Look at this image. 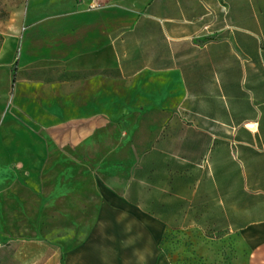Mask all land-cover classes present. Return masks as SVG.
<instances>
[{
    "label": "crops",
    "instance_id": "1",
    "mask_svg": "<svg viewBox=\"0 0 264 264\" xmlns=\"http://www.w3.org/2000/svg\"><path fill=\"white\" fill-rule=\"evenodd\" d=\"M10 15L0 148L40 150L0 155V264H160L164 229H226L264 264V0ZM55 212L85 229L71 246Z\"/></svg>",
    "mask_w": 264,
    "mask_h": 264
},
{
    "label": "rangeland",
    "instance_id": "2",
    "mask_svg": "<svg viewBox=\"0 0 264 264\" xmlns=\"http://www.w3.org/2000/svg\"><path fill=\"white\" fill-rule=\"evenodd\" d=\"M27 2L28 0H0V29L12 23L15 15L10 14L15 11H23L27 6ZM1 39L0 32V42ZM14 71V69H11L12 74ZM9 81L10 78L7 85L4 88L1 87L0 123L4 124L7 123L9 118L6 115L8 104L3 100L11 90ZM39 150V147L30 149L23 147L0 148V155H12L24 161L29 158L28 152H38ZM68 154L71 156L70 152ZM51 155L54 156L55 152L52 151ZM83 155L86 156V154ZM51 166L54 165H48V168H51ZM108 172H103V175L107 176ZM54 180L55 173L48 174L47 179H39L37 182L40 186L46 185L50 188ZM67 182H70V179H67ZM48 214L38 213L37 216H31V219H37V222H41L45 216L49 217L52 213ZM55 214L62 216L64 239L68 241L65 246H71L76 238L78 239L84 234L85 229H78L74 226L70 212H55ZM159 251L160 264H245L246 257L244 245L239 243L237 238L226 229H164Z\"/></svg>",
    "mask_w": 264,
    "mask_h": 264
}]
</instances>
